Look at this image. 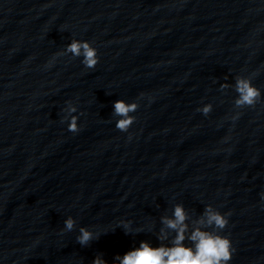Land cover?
Returning <instances> with one entry per match:
<instances>
[{
    "label": "water",
    "instance_id": "1",
    "mask_svg": "<svg viewBox=\"0 0 264 264\" xmlns=\"http://www.w3.org/2000/svg\"><path fill=\"white\" fill-rule=\"evenodd\" d=\"M262 61L264 0H0V203ZM117 100L139 105L127 132Z\"/></svg>",
    "mask_w": 264,
    "mask_h": 264
},
{
    "label": "clouds",
    "instance_id": "2",
    "mask_svg": "<svg viewBox=\"0 0 264 264\" xmlns=\"http://www.w3.org/2000/svg\"><path fill=\"white\" fill-rule=\"evenodd\" d=\"M66 52L71 53L75 57H83L82 63L86 68H94L99 57L97 50L87 41L73 40L66 48ZM224 87V86H222ZM235 90L238 93V98L235 100L237 108L245 106H254L261 96L258 88L253 86L251 80L245 77H237ZM114 115L120 117L116 122V128L122 132H127L130 126L134 123L135 117L130 113L135 112L139 105L136 102L126 103L123 100H117L114 105ZM212 106L205 105L202 111L207 115L211 111ZM77 109L69 105L68 117L70 122L68 130L76 133L80 129L77 124V116L72 115ZM174 219L162 217L161 222L167 229L174 230L176 235L171 242L172 246L160 244L153 247L147 241H141L139 247L127 251L123 256L116 255L113 264H228L232 259L234 249L229 238L220 235L217 231H202L197 227L188 237L194 243V248L184 245L185 232L187 225L184 223L186 214L181 205H176L173 212ZM75 220L68 217L64 221V230L72 231L75 227ZM200 225L222 230L228 224V220L224 214L215 211L211 206L206 207L204 217L198 222ZM125 234L131 233V222L121 221ZM77 236V242L81 246H87L92 240L98 239L99 236H94V233L88 228L81 227ZM159 240L166 239L164 229H161ZM92 264H107L102 258V255H97L92 261Z\"/></svg>",
    "mask_w": 264,
    "mask_h": 264
}]
</instances>
